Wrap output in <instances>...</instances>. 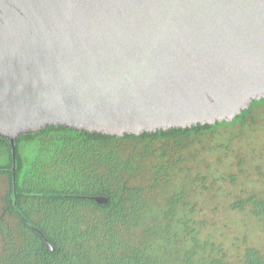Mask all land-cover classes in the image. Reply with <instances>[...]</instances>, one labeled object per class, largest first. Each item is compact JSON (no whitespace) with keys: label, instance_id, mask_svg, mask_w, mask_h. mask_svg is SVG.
I'll use <instances>...</instances> for the list:
<instances>
[{"label":"water","instance_id":"1","mask_svg":"<svg viewBox=\"0 0 264 264\" xmlns=\"http://www.w3.org/2000/svg\"><path fill=\"white\" fill-rule=\"evenodd\" d=\"M261 101L264 0H0L14 172L19 137L49 127L139 137L230 124Z\"/></svg>","mask_w":264,"mask_h":264},{"label":"trees","instance_id":"2","mask_svg":"<svg viewBox=\"0 0 264 264\" xmlns=\"http://www.w3.org/2000/svg\"><path fill=\"white\" fill-rule=\"evenodd\" d=\"M262 109L264 101L231 124L139 137L64 127L22 135L16 192L12 150L0 138V264H264V191L230 206L225 191L232 168L264 187ZM224 204L243 214L244 230L231 235L212 220Z\"/></svg>","mask_w":264,"mask_h":264},{"label":"rangeland","instance_id":"3","mask_svg":"<svg viewBox=\"0 0 264 264\" xmlns=\"http://www.w3.org/2000/svg\"><path fill=\"white\" fill-rule=\"evenodd\" d=\"M259 115L264 117V109H262L261 111L258 112ZM261 116L258 117V127L262 128L260 129V133H259V137L261 139V149L263 150L264 153V125H262V123L264 124V118L262 120ZM262 153V154H263ZM224 169V168H223ZM234 175H233V182H231V184H228L226 187V205L228 204V206L231 205V203L236 200L243 199L246 198L248 196L251 195H258L260 194L259 189L264 191V187H258V183L257 181L254 182H249L248 179H246L244 176H239L238 177V172L233 171V168L230 170ZM183 179V178H181ZM178 183V180L177 182ZM220 199V198H218ZM228 202V203H227ZM226 205H223V209L224 210H220L219 212L213 213L211 216L213 217V221L215 223H227V229L226 232L230 231V233H232L231 235H234L235 231H239V230H244V223H245V218L242 216V213H238V212H229L226 209ZM230 227V228H229ZM2 242L0 239V256H1V250H2Z\"/></svg>","mask_w":264,"mask_h":264},{"label":"flooded vegetation","instance_id":"4","mask_svg":"<svg viewBox=\"0 0 264 264\" xmlns=\"http://www.w3.org/2000/svg\"><path fill=\"white\" fill-rule=\"evenodd\" d=\"M248 111V110H247ZM243 115V114H242ZM234 122V121H233ZM232 122V123H233ZM231 124V123H230ZM198 128V127H196ZM193 129V128H192ZM13 155V154H12ZM3 158L0 157V175L4 172H7L8 170L6 169H3ZM13 168H14V160H13ZM12 172H13V178H14V192H16V185H15V172L13 171L12 169ZM1 179V178H0ZM2 181L0 180V222L2 223V220H3V215L5 213V211H7L8 207H7V203H5V201L7 199H5L6 197V194L3 193V186H2ZM15 200H16V195H15ZM13 199H11V201L9 202V204L11 206H14L15 209L17 207V202ZM8 220V219H7Z\"/></svg>","mask_w":264,"mask_h":264}]
</instances>
